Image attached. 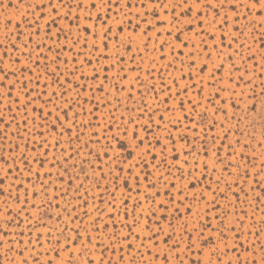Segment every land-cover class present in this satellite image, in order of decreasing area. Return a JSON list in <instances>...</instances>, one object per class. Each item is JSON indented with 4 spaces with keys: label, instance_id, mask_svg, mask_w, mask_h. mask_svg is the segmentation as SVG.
<instances>
[{
    "label": "rangeland",
    "instance_id": "1",
    "mask_svg": "<svg viewBox=\"0 0 264 264\" xmlns=\"http://www.w3.org/2000/svg\"><path fill=\"white\" fill-rule=\"evenodd\" d=\"M40 0H0V43L7 44L8 40L16 41L18 45L22 47L23 42L27 41L29 36H31V44L29 49H24V51H30L36 48L38 43L43 41L45 47L39 49V53H34L33 61L29 62L27 58L21 55L19 52H15L9 49L10 56H19V64H11L10 67L13 69L22 68L27 63L32 67V73L36 75L33 76L32 73H25V76H31L32 82L28 85V89L31 92V97H36L37 93L41 96L39 99H35L34 102L28 107L27 111V129L23 126V120L25 118V113L23 110V105L26 100V96L21 94L20 85H17L12 91V97L15 99L19 95L20 104L17 105L4 96L5 89L0 88V99H3L4 105L11 104L12 111L9 112L3 105H0V116L3 117V123H0V132L7 130L9 133L8 139L5 140L0 136V156L7 158V163L0 162V179L4 180L2 186L4 188V195L0 196V229L8 231L10 234L5 239L0 236V240H4L3 247H0V256L5 258L0 260V264H23L26 259L28 264H37L35 257L39 256L38 264H47L48 260H51L53 264H66L69 259L70 252L65 251V245H70V251L75 253L72 260V264H84L85 256H81V245L86 243V241L81 240L75 244L67 241L65 237L71 236L75 239V233L71 230L78 225L81 228V236H85L83 231L84 226H88V233L93 237V244L98 243L96 241V236L101 237L103 245L107 246L109 244L108 236L113 233V222L108 220V212L112 211L109 208L107 201L112 198L109 196L108 192L104 191L105 187H108L109 191L113 190L111 185V176L108 180H101L100 187H96V180L100 177L99 169L103 168L105 173L110 171V168L115 167V163L112 161V157H121L126 160L122 166L127 170L129 164L135 165L137 163L138 157L144 153V148H138V140L133 139V131L138 133L140 138H146L145 144L149 141L155 143V139L159 138L161 144H166L168 151L166 153V158L169 163H172V149L175 148V153L179 154V161L175 163L181 165L185 174L189 171L192 164L195 161H199L200 164L205 162L208 163V172L206 176H202V168H197L193 170L194 177H199L203 182L198 185L193 191H201L209 183L212 189H216V183L212 182L216 177H223L224 180L231 182L236 180L237 169L235 167H229V171L232 173L228 175L223 171L225 165H240V173L243 174L245 168L252 174L255 179H261L262 177H256L255 173L260 169L261 163H264V104L262 100L264 97L260 95L261 89V68L254 67L252 61L245 59L241 61L239 56H236L235 62L237 66L241 68V72L247 67L248 75L245 76V80L251 79V84L240 83L239 88H236L234 84L227 85L234 89L236 95L232 97L238 107L233 109L229 102L227 105H223L227 110L229 116L235 112L236 119L226 120L223 113H215L212 105L208 103L207 100L202 99L197 94V89L200 87L197 84V88H190L188 96H184L181 92L179 97L172 95L169 98V93L162 90V84L167 83L171 89L172 93L179 91V89L172 84V80L168 73H171L172 77H176L179 82L180 88H183L186 83H188L187 77L185 79H179L180 73L175 71L180 65L175 63L173 68H164L163 66L170 61L173 57L169 53V48H164V54L167 55V60H160L159 56L160 48L159 44L167 40L170 44L176 45L179 49V42L176 41L175 36L180 35L181 40L195 41L198 43L200 37H197L193 32L187 31L185 24L188 18L185 17L180 24L183 29L182 33H178L175 29H172L173 35L170 37L167 35L168 26L170 23V16L166 17L165 12L162 9H157L159 16L162 20H165V26L159 27L158 22L153 20V17L149 14L144 17L142 14L137 19L135 15L137 12L143 13L144 9L139 7H133L131 10L124 8V11L117 15V10L113 8L112 19L108 20V25L112 27L113 36L119 35L121 40H125L128 36L132 37V52H125L124 48H119V52L124 56V62L122 64H116L115 67H108L107 72L104 71L103 66H108L114 63V54L117 51V42L115 39H110L108 41L109 48L107 50V55L113 57L110 60L100 59L97 62L98 53L95 51L90 52L92 46V37L88 36L86 33L81 32V36H87L89 41V46L87 49L83 48V40L81 44L72 48V39L77 33V28L73 24L71 25L72 37L65 40V37L61 35L58 40L55 37L57 32V26L51 25V31L53 33V38L48 39L44 35V25L45 21L51 15L48 9H45L44 19L39 21L40 32L36 35V26H29V23L33 20V14L39 16L40 13L36 11L35 5L39 3ZM47 3V0H44ZM135 5L136 0H132ZM87 3V0H85ZM32 4L33 7L29 8L28 5ZM153 5L149 4V10ZM103 12L100 9L99 4L97 10H90L89 12L81 11L79 15L81 16V25H92L95 24L96 31H102L100 28L101 21L95 20L97 11ZM61 14L67 11V8L60 9ZM178 12L180 9L177 10ZM241 12L244 9H240ZM124 13H128L127 18H125ZM195 13V8L193 9V14ZM75 9H73L74 19L76 15ZM91 14L93 20L85 21L83 17L85 15ZM223 14V13H222ZM232 14L229 13L231 19ZM252 19L259 21L261 18L255 16L253 13ZM147 19L155 27V31H149L148 36L152 37L151 41H147L144 37L143 31L148 25L144 23ZM11 20V24L7 21ZM122 21L121 27L124 28V32L120 33L117 28V24ZM129 21L133 25L136 23L140 24L138 30L128 27ZM245 21L241 20V26ZM19 24V28L16 25ZM58 24L65 28L67 31L70 27V20L58 19ZM195 31H199L196 28ZM228 32L232 31L231 23L229 24ZM20 33H23L20 35ZM159 34V36H157ZM17 35H19V41L16 40ZM249 31H245V37H248ZM216 41H211L210 43H218L220 33L216 32ZM231 39V37H229ZM244 38H241L243 42ZM147 42L148 47L144 48V43ZM97 45L101 47V51H104L100 41H96ZM249 45L251 46L252 52L250 53L247 48L242 49L244 56L247 57L252 53H256V61L264 64L261 61V52L258 43H255L249 38ZM238 45L233 44V49L237 48ZM49 48L52 51H49ZM139 49V54L136 56L135 62H132L131 57L133 53L137 52ZM2 51V50H0ZM185 54L189 51L188 48L183 49ZM231 52L232 50H226ZM59 53V57L56 63L52 61L56 59V54ZM78 53H83L82 55H77ZM141 55L143 59H141ZM41 56H47V60L41 58ZM85 57L92 61L91 66L84 63ZM40 59V67H35V60ZM213 60L216 63L220 61L216 60V54L213 53ZM67 61V63H65ZM155 61V63H153ZM5 65H9V61L5 60ZM199 63V61H198ZM47 64V70H45L44 65ZM83 65V66H82ZM211 67V65H209ZM123 68V72L120 69ZM150 68H156L157 71L153 72L150 76L147 74ZM228 64L225 63L224 73L228 72ZM58 69V71H57ZM93 69L98 72V78L93 80L91 77L93 75ZM53 71H56V76H53ZM161 71L164 73L163 80L161 79ZM185 73L188 69L185 67ZM74 73V74H73ZM84 74L86 79H80L81 74ZM240 73H234L238 76ZM19 75V73H17ZM107 75L108 79L105 81L104 76ZM139 76L140 81L137 82L135 77ZM39 79L37 84L36 79ZM203 77L206 81L204 87V96L213 92L214 89L207 85L208 73L205 72ZM16 77L9 76L6 83L10 84ZM57 80L59 82H57ZM192 83H197L195 79L191 81ZM103 84V91H100V85ZM63 85V87H61ZM81 85V87H77ZM86 85V86H85ZM155 85V91H150L152 86ZM219 87V85H217ZM72 89L68 91L67 96L64 99H68L72 102V110L68 111V119H65L63 114L60 113L61 121L63 123V128L60 123L55 121V116L57 115L56 108L52 103L45 104V101L52 96V93H56L57 97L60 96L66 89ZM119 89V90H118ZM77 92L80 93L77 97ZM46 93V95H45ZM253 93H255V98H253ZM131 94V96L129 95ZM229 92L221 93L222 97H228ZM64 99H55V104L67 110L68 105L64 104ZM79 99L80 104L76 105L75 100ZM193 101L200 100V106L196 108L195 111L190 110V105L188 100ZM180 100H184L183 109L180 107ZM166 101V102H165ZM142 102H146L149 106L150 111L153 109H159L156 114L152 117L151 126L148 131H145L143 127H137L135 124L129 123V120H135L139 118V125H143L149 120V115H143L141 118L140 105ZM255 105V110H251L252 105ZM220 103H216V107H220ZM43 108L44 112L52 111L53 115L48 117V122L45 123L44 120L39 116L38 112H34L33 109ZM205 108H207V123H202L198 113H204ZM19 109V110H17ZM79 113V116L75 118V126L73 125V114ZM15 116V121H12V116ZM164 117V120H160V116ZM213 116L215 117L213 120ZM187 117V119L185 118ZM33 119H35V126L33 124ZM195 121V122H194ZM56 124V129L53 130L51 125ZM215 123V127H213ZM11 125L7 127V125ZM21 125L20 134L17 133V125ZM44 124V127H39V125ZM223 124V127L220 125ZM159 125V127H157ZM71 127V138L69 134L65 132L64 135L59 133L65 128ZM232 129L231 132L227 134V139H222L223 134L226 129ZM125 129L127 130V135L124 134ZM43 132L44 135L41 136L39 133ZM243 132L244 135L240 133ZM174 140V144L169 142L166 137L168 134ZM23 136V139L20 138ZM79 136V140H77ZM115 137V138H113ZM213 138L215 139V146L213 145ZM239 139L240 144H236L235 141ZM47 140V145H44V141ZM57 141L59 143L57 144ZM27 142V143H26ZM20 145L19 149L15 151H10L11 147L14 145ZM121 144L123 147H121ZM223 144V147L220 145ZM228 144H232V151L235 155L232 157L228 156L229 149ZM247 144L249 147L245 148L244 145ZM41 145H44L41 147ZM209 149L207 156L204 154V148ZM220 147L219 155L224 163L216 161V148ZM195 148L192 155L185 157V153ZM107 151L108 155L104 156V152ZM152 155L157 157L154 163H159L161 159V146L157 145L151 149ZM21 153H23L27 159V165L21 162ZM100 154V160L96 158V154ZM131 153V155H129ZM241 153H244L248 159L242 160ZM149 161L148 171L152 172L151 180L155 181L157 184V189L160 191V196L157 197V204L153 205L150 201L144 200V194L146 191H154L152 189H146L144 187V176L142 174L141 167H133L132 172L141 173V188L140 196H137L135 190V181L129 178V184L132 185L131 193L123 186V177L120 181L119 190L116 191V200L114 203L117 207V212L113 214L116 215V225L115 231L117 233H127L128 229L123 228L121 221L125 219L124 217V207L122 205V197H128L127 210L129 213L133 210V205L137 200L143 203V208L137 207L135 209L136 214L140 216H147L149 208L156 212V216L152 217V226L155 227V220L159 219L160 224L164 227L165 231H169L168 220L172 219L173 208L172 205H167L166 211H161L158 205L161 201H166L165 196V185L163 181H156V177L160 175L161 172H165V166H161L158 172L153 167V162L151 156L144 157ZM187 158L189 164L183 165V160ZM254 158L255 167H253L249 160ZM13 160L15 164H13ZM43 162V163H42ZM8 168H13V172L8 175ZM21 170L23 175H20L19 179H16L17 172L15 169ZM31 169V173L28 169ZM81 168L86 169V173L81 172ZM93 168L96 169L95 173ZM215 168L213 172L212 169ZM67 169V171H65ZM39 172L40 176L37 177L36 173ZM173 178L178 175L175 168L172 169ZM127 175V171L125 172ZM166 175V173H165ZM193 177L185 176L184 184H187L189 180ZM177 187L181 186V181L173 180ZM241 186L245 188L248 192V197L245 199L244 193H240V201L232 195V192H239V188L235 185L232 186V191L227 192L225 184L221 182L219 185L221 192H227L228 199L219 198L217 203L221 205L219 211H213L211 208L208 209V218L211 220L213 227L216 226L217 220L216 216L224 217L225 213L227 219L225 224L228 226L235 225L237 231H240L238 221L243 222V232L240 234V239L238 242L235 241V234L232 232H226L228 239L226 241H221L218 234L215 232L205 231V237L211 235L214 238V243L208 246H203L201 242H196V247L191 253H188V259L185 260V264H189V261H201L202 264H217V257L220 256L223 260V264H228L231 260L232 264H237L236 257L240 256L241 261H246V264H252L255 260L256 264H264V251L260 249L264 247V202L257 203L255 201V196L260 193V188L256 187L254 184V179L249 178L247 183L243 181L240 182ZM23 184V187H12L11 195L9 196V186L16 185L19 186ZM83 187L79 188L77 192V187L79 185ZM253 189H255L253 191ZM87 190V191H86ZM173 194H175L176 189H171ZM191 195L190 192H187ZM25 192L27 195H25ZM35 193V195H34ZM66 193V194H64ZM19 195L20 202L17 203L16 196ZM103 197L104 203H101L100 197ZM219 196V193H217ZM205 196L208 200H211L212 196L210 192H205ZM83 197L87 200V205L83 204L80 199ZM95 197V199H94ZM27 199V203H25ZM179 199V197H178ZM264 201V196L261 197ZM7 201V203H5ZM207 201H201L198 205L193 207V212L199 211L203 215ZM59 205V207H57ZM75 207L76 211H72ZM96 208L103 210L101 213H97ZM10 211V215L8 210ZM23 209V211H21ZM67 209V211H65ZM88 212V216H84V212ZM181 212H184V208L181 207ZM247 215H244V213ZM69 213L72 217L80 216V220H83L81 225L80 220H75V222L70 219ZM101 215V220L103 223L108 224L106 231H101L97 234L92 229V220L97 215ZM167 217L168 220H165ZM14 218V219H13ZM129 223L132 222V216L129 215L127 218ZM188 220L189 226L195 222V217L185 216ZM8 220L10 223H5ZM173 224H180L183 221H172ZM141 227L135 228L134 231L139 232L140 235L146 236L147 232L143 231V225L145 223L144 219H141ZM254 225V226H253ZM67 229L66 231H64ZM178 230V229H177ZM260 231L259 237L254 235L257 231ZM63 231V235L61 232ZM251 232L253 235H249ZM50 233V235H49ZM40 236V242L36 243V237ZM59 237L60 243L57 245L56 238ZM32 240V245H28V240ZM194 241H196L195 235L193 236ZM7 240H23L24 244L14 243L16 251L8 252ZM129 242L133 243L135 248H139V241H136L133 237ZM123 242H121L122 244ZM236 244V251L233 252L230 249L233 244ZM244 244L245 248L250 249V251H245V248H240L239 244ZM121 244H115L116 248H119ZM42 245V246H41ZM227 245V248L225 247ZM254 245V246H253ZM124 246V252L120 253L117 251L113 254L112 250L109 248L104 252L105 264L110 259L112 264H128L130 259L129 250L126 245ZM151 247V245H148ZM88 248L92 249L90 258L99 264L101 259L100 253L103 250L100 247H93V245H88ZM203 249V254L201 255L200 249ZM215 249L216 254L212 255V249ZM27 249V250H25ZM53 249H59L60 255L57 258L56 252ZM168 251V249L161 243L160 248H152L153 252L157 251ZM23 251V256L19 255L18 252ZM141 251H146V249H141ZM227 253V254H224ZM124 255V261L119 260V256ZM135 255L136 264H144L141 261L140 256L136 253ZM147 260V257L145 258ZM159 264V262H157ZM171 264H176L175 258H171Z\"/></svg>",
    "mask_w": 264,
    "mask_h": 264
},
{
    "label": "snow or ice",
    "instance_id": "2",
    "mask_svg": "<svg viewBox=\"0 0 264 264\" xmlns=\"http://www.w3.org/2000/svg\"><path fill=\"white\" fill-rule=\"evenodd\" d=\"M21 3H23V0H21ZM98 4L100 9L103 10L97 11L95 20L101 21L100 28L102 31H96L95 24L92 25H81L80 20L81 16L79 13L81 11L89 12L90 10H97ZM149 4L153 5V7L149 10ZM139 7L141 9H144L143 13L137 12L135 15L137 16V19L139 20L141 14L144 17H147L149 14L153 17L154 21L158 22L159 27H164L166 21L162 20L159 16V13L157 12V9H162L165 12V16H170V23L168 26L167 35L172 36L173 32L172 29H175L178 33H182L183 29L180 27L181 22L185 17L188 18L187 23L185 24V28L189 32H193V34L197 37H200L198 43L195 41H189V40H181L180 35H176L175 39L179 42V49L176 45L170 44L167 40L161 42L159 44L160 53L159 56L160 60H167V55L164 54V48H169V53L172 55L173 59L169 63L165 64L164 68H173L175 63H179V67L175 69V71H178L180 73L179 79H185L187 77L188 83L184 85L183 88H180L178 79L176 77H172L171 73H168L169 77L172 80V84L175 85L179 91L172 93L171 87L167 83L162 84V90L167 91L169 93V98L172 95H175L176 97H179L181 95V92L184 94V96H188L189 89L190 88H197V84L200 85V87L197 89V94L202 98L208 101L210 105L213 106L215 113H223V116L226 120H233L236 119L235 112L231 116H229L227 110L223 105L229 104L230 101H232V97L236 95L234 89L227 85L234 84L236 88H239L240 83L245 84H251V79L245 80V76L248 75V69L245 67V70L241 72V68L237 66L235 62L236 56H239L241 58V61H244L247 59L248 61L253 62L254 67L261 68V93L260 95L264 97V64H261L256 61V53H252L251 55H248L247 57L244 56V53L241 51L242 49L247 48V50L251 53L252 49L251 46L248 43L249 38L255 43L259 44L260 52H261V61H264V0H136L135 5L133 4L132 0H87V3H85V0H47V3L44 2V0H40L39 3L35 5L36 11L40 13L39 16H36L35 13L33 14V20L29 23V26L32 25L36 26V35H39L40 32V24L39 21L44 19L45 16V9H48L51 12V15L48 17V20L45 21L44 25V35L48 39L53 38V33L51 31V25L57 26V32L55 33V37L58 40V38L63 35L65 37V40H68L69 37H72L73 34L71 32V25H75L77 28V33L75 34L74 38L72 39V48L74 49L76 46L81 44V41L83 40V48L87 49L89 46V41L87 39V36H81V32L86 33L88 36H91L92 39V46L89 50L90 52L95 51L98 53L97 62H99L100 59L104 60H110L113 59V57H110L107 55V50L109 48L108 41L110 39H115L117 42V51L114 54L115 61L113 64L108 66H103L104 71L107 72L108 67H115L116 64H122L124 62V56L120 54L119 48H124L125 52H132V37L128 36L125 40H121L119 35L113 36L112 34V27L108 25V20L112 19V11L113 8L117 10V15L119 13L124 11V8H127L131 10L133 7ZM29 8L33 7L32 4L28 5ZM61 8H67V11H65L63 14H61L60 9ZM195 8V13L193 14V9ZM73 9L76 11V15L74 19H72L73 16ZM180 9L178 12L177 10ZM240 9H244L243 12L240 11ZM255 12V16L260 17L261 19L257 21L256 19H252L253 13ZM223 13V14H222ZM229 13L232 14L231 19L229 17ZM125 18H127L128 13H124ZM58 19H64V20H70V27L66 31L65 28L61 27L58 24ZM85 21H91L93 20V17L91 14L85 15L83 17ZM245 21L243 26H241V20ZM8 24H11V20L7 21ZM144 23L148 25L143 31L144 37L147 38V41H151L152 37L148 36L149 31H155V27L152 25L150 21L147 19L144 20ZM231 23L232 31L228 32L227 29L229 28V24ZM122 24V21L117 24L118 31L120 33L124 32V28L120 25ZM17 28H19V24L16 25ZM128 27L133 28L134 30H138L140 28V24L136 23L135 25L132 24L131 21L128 23ZM196 28H199V31H195ZM249 31L248 37H245V31ZM216 32L220 33L219 42L218 43H210L211 41H216ZM23 33H20L22 35ZM159 36V34H157ZM231 37V39H229ZM241 38H244L243 42H241ZM16 40L19 41V35H17ZM100 41V45H102V48L104 51H101V47L97 45L96 41ZM31 36H29L28 40L23 42L22 47L18 45L16 41H12L11 39L8 40L7 44L0 43V88L5 89L4 96H6L9 100H12L13 103L19 105V95L13 99L12 97V91L16 88L17 85H20V92L21 94L26 96V100L23 105V110L25 113V118L23 120V126L25 128V131H28L27 129V111L28 107L34 102L35 99H39L41 94L37 93L36 97H31V92L28 89V85L32 82V77L25 76V73H32V67L29 66V64H25L22 68H16L13 69L10 67L11 64H19L20 63V57L19 56H10L9 49L19 52L21 55L25 56L29 62L33 61V55L34 53L38 54L39 49L41 47H45L43 41L41 43H38L36 45L35 49H32L30 51H24V49H29V46L31 44ZM233 44L238 45L237 48L233 49ZM148 47L147 42L144 43V48L146 49ZM188 48L189 51L187 54L183 51V49ZM231 49V52H228L226 50ZM49 51H52L51 48H49ZM213 53L216 54V60L220 61L219 63L214 62L213 60ZM83 53H78L77 55H82ZM139 54V49H137L136 53H133L131 60L132 62H135L136 56ZM59 57V53L56 54V59H54L52 62L56 63L57 59ZM42 59L47 60V56H41ZM141 59H143V56L141 55ZM5 60L9 61V65H5ZM199 61V63H198ZM35 67H40V59L35 60ZM67 63V61H65ZM87 65L91 66L92 61L85 57V61ZM155 63V61H153ZM225 63L228 64V72L224 73ZM211 65V67H209ZM83 66V65H82ZM47 64L44 65L45 70H47ZM187 67L188 71L185 73L184 69ZM58 71V69H57ZM121 72H123V68L120 69ZM156 68H150L148 70V75L150 76L153 72H156ZM207 72L208 73V79H207V85L212 87L214 89L213 92L209 93L207 96H204V87L206 85V81L203 77V74ZM19 73V75H17ZM234 73H240L238 76L234 75ZM74 74V73H73ZM33 76H35V73H32ZM53 76H56V71H53ZM9 76L16 77L15 80H13L10 84L6 83ZM164 73L161 71V79L163 80ZM93 80L98 78V72L93 69V75L91 77ZM80 79H86L85 75L82 73L80 76ZM108 79V76H104V80L106 81ZM195 79L197 83H192L191 81ZM135 80L137 82L140 81V77H135ZM37 84L39 83V79L37 77L36 79ZM57 82H59L57 80ZM219 85V87H217ZM86 86V85H85ZM63 87V85H61ZM77 87H81V85H77ZM72 89H66L63 93L60 94L59 97H57L56 93H52V96L49 97L47 101H45V104L52 103L54 107L56 108L57 115L55 116V121L57 123H60L61 127L63 128V123L61 121L60 113L63 114L65 119H68V111L72 110V102H70L68 99H64L65 96H67L68 91H71ZM100 91H103V84L100 85L99 88ZM119 90V89H118ZM150 91H155V85L152 86ZM229 92L228 97H222L221 93ZM46 95V93H45ZM80 93L77 92V97H79ZM131 96V94H129ZM55 99H64V104L68 105L67 110L63 109L60 106H57L55 104ZM253 98H255V93H253ZM166 102V101H165ZM188 104L190 105V110L195 111L197 107L200 106V100L193 101L189 99ZM220 103V107H216V103ZM75 104L79 105L80 100L76 99ZM262 104H264V100H262ZM0 105H3L9 112L12 111V105L7 104L4 105L3 99H0ZM230 106L233 109H236L238 105L232 101ZM180 107L183 109L184 107V100H180ZM19 110V109H17ZM159 109H153L150 111L149 106L146 102H142L140 105V114L141 118L143 115H149V120L143 125H139V118L135 120H129V123L135 124L137 127H143L145 131H148L151 122L152 117L156 114V112ZM251 110H255V105H252ZM34 112H38L39 116L44 120L45 123L48 122V117H51L53 115L52 111H48L47 113L44 112L43 108L40 109H33ZM207 108H205L204 113H198L200 116V120L202 123H207L208 117L206 115ZM79 116V113L73 114V125L75 126V118ZM187 119V117H185ZM213 116V120H214ZM12 121H15V116H12ZM262 119H264V116H262ZM160 120L163 121L164 117L161 115ZM195 122V121H194ZM0 123H3V117L0 116ZM33 124L35 126V119H33ZM11 125H7V127H10ZM65 128L63 131H61L59 134L62 136L67 132L69 134V137L71 138V127ZM215 127V123L212 125ZM223 127V124L220 125ZM39 127H44V124L39 125ZM52 129H56V124L51 125ZM159 127V125H157ZM264 127V125H262ZM20 128L21 125H17V133L16 135L20 134ZM232 129H226L222 139H227V134L231 132ZM41 136L44 135L43 132L39 133ZM125 135H127V130L125 129L124 132ZM241 135H244L243 132L240 133ZM0 136H2L5 140L8 139L9 133L5 129V131L0 132ZM21 139H23V136H20ZM115 138V137H113ZM133 139L138 140V144L136 145L138 148L143 147L144 153L138 157L137 163L135 165L129 164L127 170L122 166L123 163L126 162L124 158L121 157H112L113 163H115L114 168H110V171L108 173L104 172L103 168L99 169L100 177L96 180V187H100V181L101 180H108L109 176H111V185L113 187L112 191H109L108 187L104 188L105 192H108L109 196L112 198L111 200L107 201L108 206L112 211L108 212V220L113 222V233L108 236L109 244L107 246L103 245L101 241V237L99 235L96 236V241L98 243L93 244V237L90 234H87L89 229L88 226H84L83 231L85 232V236H81V228L78 225L77 227L71 229L75 233V239L71 236L65 237V239L71 244H75L81 240L86 241V243L81 245V256H85L87 253V256H85L84 264H96V261L90 258L92 249L88 248V245H93V247H100L103 250L100 253L101 259L99 260V264H105L104 260V252L107 251L109 248L112 250L113 254H115L117 251L120 253L124 252V246H127V249L129 250L130 259L128 261V264H136V258L135 255H131L133 252L138 254L140 256L141 261L144 262V264H171V258L174 257L176 264H185V260L188 259L187 254L191 253L192 250L196 247V242H201L203 246H208L210 244L214 243V238L209 235L208 237H205L204 233L205 231L209 232H215L218 234L220 240L226 241L228 239L226 232H232L235 234V241L238 242L240 239V234L243 232V222L238 221L240 231H237V228L235 225L228 226L225 224V220L227 219V215L229 213H225L224 217L216 216L215 219L217 220V224L215 227H213L211 220L208 218V209L211 208L213 211H219L221 208V205L217 203V200L219 198L228 199L227 192L232 191V186L235 185L237 188H239V192H232V195L236 198L237 201H240V193H244L245 199L248 197V192L245 190L244 187L241 186V181L244 183H247L249 178L254 179V184L256 187L260 188V193H258L255 196V201L257 203H262L264 201L261 200V197L264 196V163H261L260 169L255 173L256 177H262L261 179H255L252 177V174L248 171L247 168L244 169L243 174L240 173V165H225L223 171L225 173H228V175H231L232 173L229 171V167H235L237 169L236 180H232L231 182L224 180L223 177H216L212 182L216 183L217 188L212 189L211 184L209 183L207 186L203 188V190L197 192L193 191L198 187V185L202 184L203 182L200 180L199 177H194L193 170L197 168H202L203 172L201 173L202 176H206L208 172V163L205 162L203 164H200L199 161H195L187 174H185L183 167L177 163L176 161H179V154L175 153V148L173 147L172 152V163H169L168 159L166 158V153L168 151V147L166 144H161V141L159 138L155 139V143L152 141H149L147 144H145L146 138H140L138 136V133L134 130L133 131ZM166 139L174 144V140L171 137V134L169 133ZM215 139L213 138V145L215 146ZM77 140H79V136H77ZM27 143V142H26ZM47 140L44 141V145H47ZM59 141H57V144ZM236 144H240V140L237 139L235 141ZM44 145H41L43 147ZM161 146V157H164L160 160L159 163H154L157 159L155 155H152L151 149L155 146ZM0 147H3V145H0ZM20 145H14L11 147L10 151H15L19 149ZM121 147L123 145L121 144ZM220 147H223V144L220 145ZM220 147L216 148V161L220 163H224V161L221 159L219 155ZM229 152L228 156L232 157L235 155L234 151H232V144L227 145ZM245 148L249 147V145L245 144ZM195 151V148H192L190 151L185 153V157L192 155V153ZM209 153V149L207 147L204 148V154L207 156ZM108 152H104V156H107ZM131 155V153H129ZM241 159L246 160L248 157L244 155V153H241ZM151 156L153 167L159 172L161 169V166H165V172H161L158 177H156V181H163L165 187V196L166 201H161L158 205V208L161 211L167 210V205H172L173 208V214L172 219L168 220L167 217H164L165 220H168V228L169 231H165L164 227L160 224L159 219L155 220V227L152 226V217L156 216V212L153 211L151 208H149L147 216H140L136 214L135 209L137 207L143 208V203L140 200H137L136 203L133 205V210L131 213L127 210V204L128 199H130V195L128 197H122V205L124 207V217L125 219L121 221L122 227L128 229L127 233H117L115 231V225H116V215H114V212H117V207L114 201L116 200V191L119 190L120 181L123 177V186L128 190L129 193L132 191V185L129 184V178L133 179L135 181V190L137 196H140V188H141V173H133L132 169L133 167H141L142 166V174L144 176V187L146 189H152L154 191L148 192L146 191L144 194V200L150 201L151 204L155 205L157 204V197L160 196V191L157 189V184L155 181L151 180L150 177H152V172L148 171V165L149 161L146 160L144 157ZM96 158L99 161L100 154H96ZM21 162L25 163L27 165V157L21 153ZM0 162L7 163V158L0 156ZM43 163V162H42ZM183 165L189 164V161L187 158L183 160ZM249 163L255 167L254 158L249 160ZM13 164H15V161L13 160ZM175 168L176 173H178L177 176L173 178L172 169ZM15 171L17 172L16 179H19L20 175H23L20 169L16 168ZM67 171V169H65ZM86 169L81 168L82 173H86ZM93 171L95 173L96 169L93 168ZM127 171V175H125V172ZM212 171H215V168L212 169ZM13 172V168H8L7 174L10 175ZM28 172L31 173V169H28ZM166 173V175H165ZM193 177L192 180H189L187 184H184L183 181L185 180V176ZM36 176L39 177L40 173L37 172ZM179 180L181 181V186L177 187L176 183L173 182V180ZM223 182L225 184V188L227 192H221L219 185ZM4 183L3 179H0V186H2ZM23 187V184H20L19 186L16 185H10L9 186V196L11 195V188L12 187ZM83 187V185H79L77 187V192H79V188ZM175 188L176 192L173 194L171 189ZM190 192L191 195H188L186 193ZM255 189H253L254 191ZM87 191V190H86ZM205 192L211 193V200H208V198L205 196ZM219 193V196L217 195ZM66 194V193H64ZM4 195V188L0 187V196ZM25 195L27 193L25 192ZM35 195V193H34ZM179 197V199H178ZM80 199L83 201V204L87 205V200L83 197H80ZM95 199V197H94ZM101 203H104L103 197L101 195L100 197ZM17 203L20 202L19 195L16 196ZM201 201H207V204L205 206V210L203 215L197 212H193V207L198 205ZM7 203V201H5ZM25 203H27V199H25ZM59 207V205H57ZM181 207L184 208V212H181ZM10 209L8 210V213L10 215ZM23 211V209H21ZM67 211V209H65ZM72 211H76L75 207H73ZM97 213H101L103 210L96 208ZM131 215L132 216V222L129 223L127 221V217ZM244 215H247L245 212ZM70 219H72L74 222L75 220H80V216L77 215L76 217H72L71 213H69ZM84 216H88V212H84ZM185 216L188 217H195V222L189 226V222L187 219H185ZM14 219V218H13ZM141 219H144L145 223L143 225V231L147 232L148 235L141 236L139 232L134 231L135 228L141 227ZM172 221H183V223H180L178 225L173 224ZM5 223H10V221L6 220ZM81 225L83 224V220H80ZM254 226V225H253ZM108 228L107 223H103L101 220V215H97L92 220V229L97 234H99L101 231H106ZM178 229V230H177ZM65 229L64 231H66ZM9 232L0 229V236H3L5 239L9 236ZM249 235H253V233L249 232ZM50 235V233H49ZM61 235H63V231L61 232ZM195 235L196 241H194L193 236ZM257 237L260 235V231L258 230L256 233H254ZM135 238L136 241H139V248H135L133 243L129 242L132 238ZM4 240H0V247H3ZM40 242V236L38 235L36 237V243ZM121 242H123L121 244ZM8 243V252L16 251V248L13 246L14 243L18 244H24L25 242L23 240H7ZM28 245H32V240H28ZM56 243L59 245L60 240L59 237L56 238ZM161 243L168 249V251H157L153 252L152 248H160ZM115 244H121L119 248H116ZM148 245H151V247H148ZM42 246V245H41ZM254 246V245H253ZM227 248V245H225ZM240 248H245L244 244H239ZM141 249H146V251H141ZM27 250V249H25ZM65 251H69V259L66 262V264H72V260L75 256V253H72L70 251V245L66 244ZM231 251H236V244L234 243ZM261 251H264V247L260 249ZM53 251L56 252L57 258L60 255L59 249H53ZM211 251L212 255L216 254L215 249L213 248ZM245 251H250V249L245 248ZM201 255L203 254V249H200ZM19 255L23 256V251L18 252ZM227 254V253H224ZM147 257V260L145 259ZM4 256H0V260L4 259ZM35 260L38 264L39 262V256L35 257ZM119 260L121 262L124 261V255L119 256ZM237 264H246V261H241L240 256L236 257ZM23 264H28L27 260L25 259L23 261ZM47 264H53L51 260L47 261ZM107 264H112V261L109 259L107 261ZM189 264H202L201 261H189ZM217 264H223V260L220 256L217 257ZM228 264H232V261L229 260ZM252 264H256V261L253 260Z\"/></svg>",
    "mask_w": 264,
    "mask_h": 264
}]
</instances>
